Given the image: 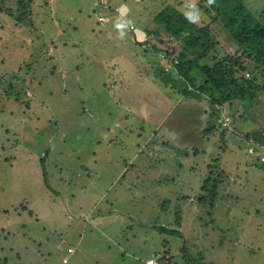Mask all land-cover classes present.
I'll use <instances>...</instances> for the list:
<instances>
[{"label":"rangeland","instance_id":"rangeland-1","mask_svg":"<svg viewBox=\"0 0 264 264\" xmlns=\"http://www.w3.org/2000/svg\"><path fill=\"white\" fill-rule=\"evenodd\" d=\"M197 3L213 64L239 45L207 1L0 0V264H264V90L157 75L182 42L156 16Z\"/></svg>","mask_w":264,"mask_h":264},{"label":"trees","instance_id":"trees-1","mask_svg":"<svg viewBox=\"0 0 264 264\" xmlns=\"http://www.w3.org/2000/svg\"><path fill=\"white\" fill-rule=\"evenodd\" d=\"M203 1L208 3V0ZM201 6L204 5L189 4L188 9L193 13ZM206 10L208 14L216 11L214 19L220 20L230 31L239 45L238 50L224 58H211L214 61L211 64L209 49L215 42L211 38L210 26H198L185 17V12L167 6L156 16V21L163 25L168 34L155 33L162 38L161 43L163 40L179 39L182 46L178 54L176 49L172 52V57L179 61L176 69L166 70L159 64L157 75L166 83H171L177 77L184 78L195 90L188 93L198 96L208 93L215 104L239 100L247 108L264 90V81L258 80L256 74L258 72L264 76V22L249 10L243 0H214ZM147 60L153 59L147 57ZM250 61L256 63L251 77L243 74L248 70ZM193 68L202 71V80L193 75Z\"/></svg>","mask_w":264,"mask_h":264},{"label":"built area","instance_id":"built-area-1","mask_svg":"<svg viewBox=\"0 0 264 264\" xmlns=\"http://www.w3.org/2000/svg\"><path fill=\"white\" fill-rule=\"evenodd\" d=\"M115 11L119 12V8H116ZM107 20L108 18L105 16L99 17V21L105 22ZM131 27L133 28L134 25H132ZM250 151H251L250 154L255 156L254 159H256L257 161L258 160L264 161V144L260 145L259 147H251ZM69 250H72V249L70 248ZM149 262H152V264H155L156 261L154 259H151L147 261L146 264H149Z\"/></svg>","mask_w":264,"mask_h":264},{"label":"clouds","instance_id":"clouds-1","mask_svg":"<svg viewBox=\"0 0 264 264\" xmlns=\"http://www.w3.org/2000/svg\"><path fill=\"white\" fill-rule=\"evenodd\" d=\"M214 3V0H208V4L211 5ZM185 17L190 21V22H193V23H198L199 20H200V15H199V10H197L196 13H186L185 14ZM123 26H126V25H122ZM149 264H152V262H149Z\"/></svg>","mask_w":264,"mask_h":264},{"label":"crops","instance_id":"crops-1","mask_svg":"<svg viewBox=\"0 0 264 264\" xmlns=\"http://www.w3.org/2000/svg\"><path fill=\"white\" fill-rule=\"evenodd\" d=\"M115 9H116V7H115ZM115 9L113 10V12H114V14H115V13L117 14V12L115 11ZM259 140H260V139L253 137L250 141L254 142V141H259ZM254 143H255V142H254ZM256 143H257V142H256Z\"/></svg>","mask_w":264,"mask_h":264}]
</instances>
